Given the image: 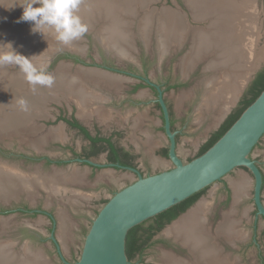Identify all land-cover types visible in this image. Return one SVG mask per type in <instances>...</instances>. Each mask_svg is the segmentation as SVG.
Segmentation results:
<instances>
[{"label": "rangeland", "instance_id": "1", "mask_svg": "<svg viewBox=\"0 0 264 264\" xmlns=\"http://www.w3.org/2000/svg\"><path fill=\"white\" fill-rule=\"evenodd\" d=\"M248 1H244L250 4L246 8L253 12L255 21L254 27H252L255 32V42L252 49L255 56L253 61L255 66L241 95L230 106L232 111L227 114L228 116L240 106L239 103L246 95L251 82L258 72L264 69V0ZM236 2L241 5V1L236 0ZM23 3H25V0H0V25L19 30L31 27L30 22L20 21L23 13L20 5ZM134 3H131V5ZM187 4H189L188 0H146L148 10H142L136 17L129 14L131 13L130 5L115 8L118 9L116 19L108 23H103V21L93 29L86 26V33L82 38L77 39L79 46L63 45L57 41L55 43L57 46L52 51H44L49 53V58L47 56L48 63L42 62L41 66V64L39 65L41 62L39 59L32 62L37 68L46 69V72L53 78L61 67H68L66 70L70 74H76L77 70H88L82 67L96 68L104 73L106 70L94 66L96 63L101 62V56L106 55L113 64H118L117 60L121 58L115 55L117 54L116 51L105 46L98 32H104L108 28L110 30L113 25L117 26L122 17L126 22L134 23L131 27L133 32L132 44L126 47L131 56L122 59L124 62L119 65L129 67L136 63L138 69L146 70L147 77L151 81L167 88L164 91V98L173 112V130L178 132L176 138L177 152L184 161H191L198 157L202 146L224 123L221 124V121L215 119L218 113L217 108L207 112L201 106L206 90H208L206 89L209 86L208 82L216 77H221L224 71L207 68L209 60L207 58L184 73L181 63L191 50L192 43L190 41H187L181 48H172L162 57L159 50V37L156 33L152 31L148 41L140 35V24L146 19V13L148 11L159 13L165 9L185 15L188 24L193 29H208L209 22L195 21L192 10L189 9ZM100 5L107 6L105 4ZM100 5L96 4L92 7L100 8ZM96 12L98 11L90 9L89 12L79 11V14H76L81 19L85 16L88 18L90 16L94 17ZM105 12L107 10L99 13L104 15ZM81 21L84 20L81 19ZM53 33L51 29L47 30L44 38L52 36ZM41 40L45 42L43 39ZM41 40L35 42L40 43ZM15 42L18 41L15 40ZM138 54L141 56L145 54V57H147V61L142 65L139 59L136 58ZM76 59L77 62L74 61ZM80 60L87 64H81ZM0 67V72L9 73L7 76L21 73L16 65L0 64ZM134 67L136 66L134 65ZM114 76L123 82L124 78ZM0 81L5 82L3 79H0ZM130 81L136 83L134 79ZM96 83L110 85L100 80ZM108 88L102 85L95 87L96 90L106 95L116 90L114 87ZM16 92L26 95L17 89ZM118 95L121 96V93H118ZM135 96L141 103L140 107H130L125 104L122 107L120 105L115 108L112 101H108L107 103L98 104L96 107L93 106V109L98 107L96 110H101V112L98 111V114H96L93 109H90L93 115H89L88 110L81 111V107L73 98L71 99L69 95L61 93L58 100L45 103L42 112H40L41 109H36L35 115L27 121L22 129L11 130L4 135L0 134V164L9 167V170L12 168V171L16 169L15 172L18 173L21 171L23 175L31 176L33 179L44 178L47 181H55L59 186L58 192L53 191L54 193L36 186L30 194L26 191H20L8 199H0V244L10 243L11 249L17 255L13 257L12 261L19 260V257L26 258L29 252L32 256L35 255L41 264H64L58 255L56 244L51 239L52 233L60 245L65 259L72 263L77 261L81 254L84 238L99 210L115 192L137 179L136 174L127 170L112 167L96 169L75 163L67 148L74 147L76 151H80L81 147L85 145L84 139L78 132L66 128L64 122L60 120L61 117L71 118V115L76 116L79 121L89 127L92 134L95 135L98 131L104 136L111 137L118 147L125 148L137 156L134 161L135 168H138L145 175L158 173L172 166L169 158L162 154L164 149H168L169 140L164 132L162 112L156 104H153L156 103V93L149 88L142 87ZM226 119L224 117V121ZM41 155L48 156L53 162L47 165L43 159H40ZM28 157L33 158L29 159ZM104 158V156H100L93 159V161L97 164H104ZM253 158L258 161L264 172V137L253 151ZM58 160L63 164L57 165ZM243 178L246 179L248 188L242 192L240 199L236 200L235 185ZM35 181L37 183L38 180L35 179ZM253 182L252 175L246 169L238 168L222 181L206 188L199 201L191 207V210L200 203L210 205L216 200H222L226 196L227 187H229L233 200L227 210L234 212L236 222H243L240 227L237 226V230L243 229L245 231L247 229L249 232L254 229V233L259 232L264 228V220L256 216ZM262 200L264 203V190ZM18 207L40 208L46 213L52 214L54 218L53 225L45 215L17 212L18 210L15 208ZM8 209L15 210L8 213L2 212ZM177 221L178 219L167 227L165 232ZM256 242L254 240L255 245L258 247L252 246L242 258L235 255L231 261L234 264H264V256H261V253L264 252V245L260 242L256 244ZM166 253L167 250L164 246L158 244L145 253L143 264H170L168 261L170 254ZM6 262L11 264L9 260Z\"/></svg>", "mask_w": 264, "mask_h": 264}, {"label": "bare ground", "instance_id": "2", "mask_svg": "<svg viewBox=\"0 0 264 264\" xmlns=\"http://www.w3.org/2000/svg\"><path fill=\"white\" fill-rule=\"evenodd\" d=\"M237 1H241V5H238L236 0H188L189 4L187 5L192 10L194 20L198 22L208 21V29H193L184 15L169 9L159 13L148 11L146 19L140 24V35L146 41L150 40L152 31L159 37V49L162 55L172 48H181L187 41L192 43L191 50L181 63L184 73L207 58L209 59L207 68L224 71L221 77L211 78L212 80L207 81L209 86L206 89L208 90H206L201 104L207 112L217 108L218 113L215 119L218 121L225 117L230 110V106L237 101L255 66L253 62L255 56L252 52L255 42V32L252 29L255 23L253 12L246 8L250 4L244 1L248 0ZM131 3L134 4L131 5ZM96 4L107 6L100 5V8H93L92 6ZM127 5H130L131 13L129 14H132L133 17H136L142 10H148L146 0H81L80 8L77 9L76 13L79 14V11L89 12L90 9L98 11L94 17H81L84 20L82 23L93 29L103 21V23H108L116 19L118 9L115 8ZM103 10H107L104 15L99 13ZM132 24L134 25L132 22H126L122 17L117 26L113 25L110 30L108 28L104 32L99 31L98 34L107 48L116 51L119 56L128 57L130 53L126 50V47L132 44ZM31 27L19 30L0 25V43H7L6 41L9 40L14 49L26 57L38 56L43 53L38 57H34L33 61L35 59L41 60L40 63L37 62L39 65L42 62L48 63L49 53L44 51L46 48L47 51H52L57 46L55 44L57 43L55 34L43 38L40 34H33ZM15 40L18 42H15ZM39 40H41L40 43L35 42ZM69 46L76 47L79 44L77 40H74ZM2 50L7 51L6 48ZM52 56L54 57V55ZM43 65L45 64L43 63ZM67 68H60L51 87L37 85L35 90L25 80L22 72L14 76H7L8 71V74L0 72V76L2 75L0 79L5 81L3 83L0 81V134L4 135L11 130L22 129L27 121L35 115L36 109H41L40 112H42L44 104L48 101L58 100L61 93L69 95L83 111H86L91 104L104 99L99 90L94 89L91 85L89 86L90 82H97L100 79L113 86L120 84L118 80L110 81L106 77L107 75L99 69L82 67L88 70H77L76 74H70L66 70ZM16 89L26 95L17 93ZM20 99L27 102V110H22L18 104ZM200 109L202 108L200 107ZM94 112L98 111L95 110ZM89 115H93V113L90 112ZM217 122L215 123L217 124ZM0 165V199H8L20 191H26L30 194L36 186L52 192H58L59 190V186L55 181L35 178L38 180L37 184L31 176H25L21 171L20 174L17 171L15 172L16 169L12 171V168L9 170V167ZM247 186L245 178L235 185L236 200L240 199L242 192L248 188ZM209 210L210 205L200 203L196 208L182 215L183 217L181 216L182 218L180 217L181 219H178L168 229L166 234L179 239L192 255L191 262L177 260L174 258L175 256L169 255L168 261L170 264H234L227 255L223 254L221 247L207 230L205 223L206 214ZM232 216L233 214L224 216V220L217 227L218 236L230 240L236 237L238 230L235 229L236 224ZM11 247L10 243L0 244V264H7V260L11 264H41L39 259L29 252L26 258L19 257V260L12 261L13 257L17 255Z\"/></svg>", "mask_w": 264, "mask_h": 264}, {"label": "water", "instance_id": "3", "mask_svg": "<svg viewBox=\"0 0 264 264\" xmlns=\"http://www.w3.org/2000/svg\"><path fill=\"white\" fill-rule=\"evenodd\" d=\"M117 61L118 64L124 62L122 59ZM80 63L87 64L83 60ZM97 65L96 63L94 66L98 67ZM98 68L107 69L108 73H123L107 66ZM113 72L111 74L115 75ZM140 78L158 92L156 102L163 113V128L169 140L168 158L172 166L158 173L145 175L135 167L113 163L97 164L90 159L77 158L76 162L79 163L130 171L136 174L137 179L115 192L99 210L84 238L77 261L72 263L65 259L52 233L51 239L64 264H131L126 254V240L131 229L222 181L238 168H244L252 175L256 216L264 218L263 173L258 161L253 158V151L264 137V90L211 148L186 162L177 152L178 132L172 129L171 113L164 98V90L149 78ZM231 111L232 109L227 114ZM227 114L225 118L228 117ZM223 122L224 118L221 124Z\"/></svg>", "mask_w": 264, "mask_h": 264}, {"label": "flooded vegetation", "instance_id": "4", "mask_svg": "<svg viewBox=\"0 0 264 264\" xmlns=\"http://www.w3.org/2000/svg\"><path fill=\"white\" fill-rule=\"evenodd\" d=\"M187 22H188V20H187ZM175 50H179V49H175ZM115 55L121 59H126V58H129V56H131V55H129L128 57H125V56L122 57V56H119L117 54H115ZM160 55H161V51H160ZM165 55L166 54L161 55V56L163 57ZM136 58L139 59V61L141 62V65H142V63H145L147 61V57H145V54L142 56L140 54H138L136 56ZM109 60H110L109 57H107L106 55L101 56L100 57L101 62L97 66L98 67L107 66L110 69L115 68V69L121 70L123 73H116V72H113L112 70H109V71H112L115 75L124 78V80L122 82L120 79H118L114 75H111L110 73L105 71L103 74H106L107 75L106 77L109 78L110 81L118 80L120 84L118 86H110V85H107L104 83L98 84L96 82H93V83L90 82L89 84H91V86H93L94 89H95V87H97V86L99 87L100 85L107 87V88L108 87L109 88L114 87L116 90L119 87L120 88L117 91V93H115V91H116L115 90L112 93L111 92L107 93V95L104 93H101V91H100V93L104 97V99H101L100 101L96 102L95 104H91L89 107H87L88 111H90V108L93 109L94 108L93 106L96 107L98 104L107 103L108 101L109 102L112 101V104L115 108L119 107L120 105H121L120 107H122L125 104L129 105L130 107H140L141 103L139 102V99L135 95L138 93V91L142 87H144V88L146 87V88H149L150 90L154 91L156 93V97H158V92H157L156 88L149 86L143 79L140 78V77H147L146 70L138 69L139 67H138V65H136V63L133 65H130L129 67L128 66L125 67V66H121L119 64H113ZM74 61L77 62L78 60L76 59ZM134 65L136 67H134ZM143 65H145V64H143ZM104 70H107V69H104ZM147 78H149V77H147ZM133 79L136 81V83H132L133 81H130ZM100 81H102V80H100ZM175 88L176 87L174 86V89ZM162 89H164V91H165L167 88L162 87ZM118 93H121V96L118 95ZM164 94H165V92H164ZM107 97L109 100L107 99ZM166 102H167V100H166ZM153 104L154 105L156 104L157 107L159 106V104L157 102L153 103ZM167 104H168V107L170 109L171 122H172L174 119L173 118V112H172L171 106L169 105L168 102H167ZM95 110L96 109H93V112ZM81 111H82V109H81ZM97 111L101 112V110H97ZM160 111L162 112L161 107H160ZM94 113L97 114V112H94ZM162 115H163V113H162ZM60 120L62 122H64L66 128H68L69 130H73V131L78 132L79 135H81L82 138L84 139L85 145H83L81 147L80 151H76L74 147H68L67 148L70 151V153H69L70 157L72 158V160L75 161V163H79V162H76L77 158L90 159L93 161V159L99 158L100 156L105 157L104 158V160H105L104 164L105 163H113V162L109 161V155L111 154L112 149L109 148L108 141L111 140V142L115 148L121 149V147H118L114 143V141L111 137L104 136V135H102L101 132L98 133V131H96L95 135L92 134L89 127H87V125L85 123H82L81 121H79L76 116L71 115V118L70 117L66 118L64 116V117H61ZM86 132H88L89 135H87ZM91 138L98 139L100 141H98L96 144H94V142L92 141ZM99 148L100 149L102 148V150H99ZM25 157H27V156H25ZM28 158L32 159L33 157H28ZM40 159H43L47 165H50L53 162L48 156H45V155H41ZM56 164L60 165L63 163L58 160V162H56ZM80 164L90 166L91 168L100 169V167L88 165L86 163H80ZM113 164H120L122 166H125L119 162H115ZM116 169H118V168H116ZM262 173H263V190H264V172H263V170H262ZM199 199H198V201H199ZM232 200H233V196L231 194V189H229V187H227L226 196L222 200H220V201L216 200L213 203H210V210L208 211V214H206V223H205L207 230L214 237V239L218 243V245L221 247L223 254L227 255L230 258V260L235 255H239L242 258V256L245 254V252L247 250H249L252 246L258 247L257 245H255L254 240H256L258 243L260 242L261 244L264 245V228H262L261 231H259V232L256 231L255 233H254V229H251L248 232L247 229L244 228L245 231L243 229L240 230L242 232V234L240 231H237L238 232L236 235L237 238L235 237L232 240L227 239L226 237L217 235V227L224 220V216H226L227 214L228 215L233 214V219L235 217L234 212L227 210V207L231 204ZM15 209L18 210L17 212H22V213H26V214H33V215L43 214L49 219V221L53 225L54 221H53L52 214L46 213L45 211H43L40 208L39 209H30L29 207H18ZM15 209L3 210L2 212L8 213L9 211H12V210L14 211ZM176 211L177 210H174L170 215H168L164 218L154 219L145 225V227L142 229V231L139 233V235L136 238L135 245H134V250L136 253L130 259L131 264H143L145 253L148 250H150L151 248L156 247V245H158V244L164 246V248L167 250L166 254H170L173 257L175 256L174 258H176L177 260L180 259V260H184L187 262L192 261V255H190L189 249L179 239H176L172 235L171 236L167 235L165 232L167 227H169L173 223V221L167 223L168 218L171 215H173ZM256 211H257V209H256ZM262 219L264 220V218H262ZM242 223H243L242 221L241 222L235 221V224H236L235 229L237 230V226L239 225V227H240L242 225ZM161 226H162V228H161ZM163 231H164V233H163ZM161 234H164V235H161ZM257 242H256V244H257ZM261 256H264V252L261 253Z\"/></svg>", "mask_w": 264, "mask_h": 264}, {"label": "clouds", "instance_id": "5", "mask_svg": "<svg viewBox=\"0 0 264 264\" xmlns=\"http://www.w3.org/2000/svg\"><path fill=\"white\" fill-rule=\"evenodd\" d=\"M79 3L80 0H25V3L20 5L23 9L20 21L30 22L31 32L40 34L43 38L45 32L51 29L59 43L69 45L72 41L82 38L87 31L76 14ZM5 48L7 51L2 50ZM38 56L26 57L17 52L11 42L0 43V64L16 65L34 90L37 85L51 87L54 83V78L46 69L37 68L33 64V58ZM18 104L22 110H27L25 100L20 99Z\"/></svg>", "mask_w": 264, "mask_h": 264}, {"label": "trees", "instance_id": "6", "mask_svg": "<svg viewBox=\"0 0 264 264\" xmlns=\"http://www.w3.org/2000/svg\"><path fill=\"white\" fill-rule=\"evenodd\" d=\"M264 90V69H262L254 80L251 82L250 86L248 87L247 93L244 96V98L240 101V106L231 113L227 119L224 121V123L220 126L218 131H216L209 140L202 146V148L199 151L198 156L204 154L209 148H211L225 133L226 131L235 123V121L241 116L243 111L250 106L257 97L261 94V92ZM160 109V107L158 106ZM172 129H174V121H172ZM87 135H89L88 132H86ZM94 144H96L98 139L91 138ZM109 148L111 150V154L109 155V161L110 162H119L125 166L135 167L134 161L136 159V155H133L128 150L121 148H115L112 144L111 140L108 141ZM104 149V148H103ZM99 150H102V148ZM163 156L168 158V149L163 150ZM206 189L194 194L190 198L186 199L185 201L181 202L178 205L173 206L172 208L168 209L167 211L157 215L154 218L149 219L148 221H145L144 223L134 227L131 229L128 233L127 240H126V254L129 258V260L135 255L134 245L137 236L142 231V229L145 227V225L154 220L159 218H164L168 215H170L174 210H177L173 215H171L167 223L174 221L177 219L182 213L186 212L190 207H192L198 199L202 196V194L205 192ZM179 209V210H178ZM164 226V225H163ZM162 228V226H161Z\"/></svg>", "mask_w": 264, "mask_h": 264}]
</instances>
